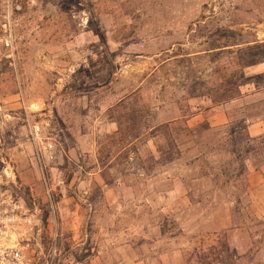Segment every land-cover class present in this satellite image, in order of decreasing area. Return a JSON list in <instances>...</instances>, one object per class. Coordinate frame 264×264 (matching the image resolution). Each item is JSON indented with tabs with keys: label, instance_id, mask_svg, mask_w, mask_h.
I'll use <instances>...</instances> for the list:
<instances>
[{
	"label": "rangeland",
	"instance_id": "rangeland-1",
	"mask_svg": "<svg viewBox=\"0 0 264 264\" xmlns=\"http://www.w3.org/2000/svg\"><path fill=\"white\" fill-rule=\"evenodd\" d=\"M22 2L9 48L0 0V162L38 264H264V0Z\"/></svg>",
	"mask_w": 264,
	"mask_h": 264
},
{
	"label": "built area",
	"instance_id": "built-area-1",
	"mask_svg": "<svg viewBox=\"0 0 264 264\" xmlns=\"http://www.w3.org/2000/svg\"><path fill=\"white\" fill-rule=\"evenodd\" d=\"M6 19L2 22V43L11 48L14 35L11 28L12 16L22 11V0H3ZM34 143L33 156L44 165L57 155L56 141L43 137L38 124L32 126L27 136ZM46 183L48 218H56L50 188ZM16 171L9 163L0 162V264H38L36 247L42 232L41 209L35 200L20 192ZM55 249L49 253L45 264H53Z\"/></svg>",
	"mask_w": 264,
	"mask_h": 264
},
{
	"label": "trees",
	"instance_id": "trees-1",
	"mask_svg": "<svg viewBox=\"0 0 264 264\" xmlns=\"http://www.w3.org/2000/svg\"><path fill=\"white\" fill-rule=\"evenodd\" d=\"M100 38H101V40L104 42V38H103V36L102 35H100ZM108 64H109V67H110V72H112V62H110V61H108Z\"/></svg>",
	"mask_w": 264,
	"mask_h": 264
},
{
	"label": "crops",
	"instance_id": "crops-1",
	"mask_svg": "<svg viewBox=\"0 0 264 264\" xmlns=\"http://www.w3.org/2000/svg\"><path fill=\"white\" fill-rule=\"evenodd\" d=\"M82 183H83V181H82ZM99 260H100V257L97 256V257H95V258L93 259V262H97V261H99Z\"/></svg>",
	"mask_w": 264,
	"mask_h": 264
}]
</instances>
